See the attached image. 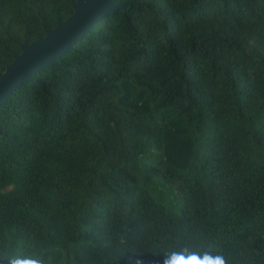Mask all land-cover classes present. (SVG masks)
<instances>
[{"label":"trees","instance_id":"16d2710c","mask_svg":"<svg viewBox=\"0 0 264 264\" xmlns=\"http://www.w3.org/2000/svg\"><path fill=\"white\" fill-rule=\"evenodd\" d=\"M75 0H0V72ZM0 105V264H264V0H118Z\"/></svg>","mask_w":264,"mask_h":264},{"label":"water","instance_id":"95a60500","mask_svg":"<svg viewBox=\"0 0 264 264\" xmlns=\"http://www.w3.org/2000/svg\"><path fill=\"white\" fill-rule=\"evenodd\" d=\"M124 8L118 0H75L73 12L64 20H57L52 29H46L43 37L20 44V52L0 72V105L9 98L24 81L41 68L61 59L76 42L107 13Z\"/></svg>","mask_w":264,"mask_h":264},{"label":"snow or ice","instance_id":"6c2138e0","mask_svg":"<svg viewBox=\"0 0 264 264\" xmlns=\"http://www.w3.org/2000/svg\"><path fill=\"white\" fill-rule=\"evenodd\" d=\"M221 264H222V262H221Z\"/></svg>","mask_w":264,"mask_h":264}]
</instances>
